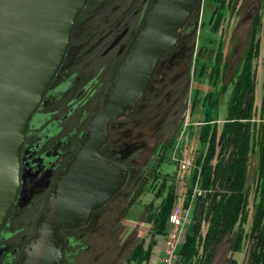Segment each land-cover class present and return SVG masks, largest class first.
I'll use <instances>...</instances> for the list:
<instances>
[{"label": "flooded vegetation", "instance_id": "af4514ba", "mask_svg": "<svg viewBox=\"0 0 264 264\" xmlns=\"http://www.w3.org/2000/svg\"><path fill=\"white\" fill-rule=\"evenodd\" d=\"M182 1L190 9L179 39L162 53L134 108L108 122L106 138L97 147L106 164L123 168L125 181L85 221L56 231L58 264H122L135 245L136 227L127 230L128 215L138 210L143 188L171 162L172 145L193 111L192 81L206 49L199 34L202 14L205 5L214 9L220 4ZM154 2L87 0L78 13L62 62L28 123L19 192L0 227V264L19 263L61 174L76 160L114 70ZM222 6L229 11L232 0ZM110 245L117 250L110 253Z\"/></svg>", "mask_w": 264, "mask_h": 264}, {"label": "water", "instance_id": "95a60500", "mask_svg": "<svg viewBox=\"0 0 264 264\" xmlns=\"http://www.w3.org/2000/svg\"><path fill=\"white\" fill-rule=\"evenodd\" d=\"M86 1L0 0V227L19 192L29 120L62 62ZM189 9L182 0H155L147 11L111 76L102 105L84 135L87 142H82L76 160L61 174L18 264H58L56 231L85 221L122 187L123 168L106 164L97 147L106 138L108 122L133 109L143 96L162 53L179 39Z\"/></svg>", "mask_w": 264, "mask_h": 264}, {"label": "trees", "instance_id": "16d2710c", "mask_svg": "<svg viewBox=\"0 0 264 264\" xmlns=\"http://www.w3.org/2000/svg\"><path fill=\"white\" fill-rule=\"evenodd\" d=\"M219 1L213 13L217 14L218 22L228 12L222 6L224 0ZM219 26L220 23L214 22L212 29L217 30ZM252 38L254 36L250 41ZM221 50V47L216 48L215 65L210 76L212 88L202 100L204 110L198 130L200 149H197L196 167L191 172L184 200L185 206L192 205L191 221L178 246L176 264H210L215 251L225 240L229 243V250L238 253L248 238L245 264H264V80L260 104L256 108L255 70L246 60L242 69L240 67L237 75L229 81L231 91L227 114L221 129H218L212 112L220 92L228 85L224 81L226 74L221 75V68L219 70ZM254 148H257V166L250 192L245 181L248 157ZM170 180L169 183L163 181L161 190L155 194L161 199L158 206L154 208L152 202L144 206L143 213L153 234L163 233L168 224V215L176 198L174 179ZM196 181L201 193L189 202ZM153 188V185L149 186L148 191ZM143 190L146 192L145 188ZM249 215L251 223L247 232L244 225ZM148 254L149 248L145 249L143 241L139 240L126 259H147ZM229 264L236 262L231 259Z\"/></svg>", "mask_w": 264, "mask_h": 264}, {"label": "rangeland", "instance_id": "374dc122", "mask_svg": "<svg viewBox=\"0 0 264 264\" xmlns=\"http://www.w3.org/2000/svg\"><path fill=\"white\" fill-rule=\"evenodd\" d=\"M255 6H257V9L254 12ZM205 7L206 8L202 14V25L199 27V34L200 38H202L205 42L206 49L204 54H202L203 57L199 61V65H201L196 70V74L192 81L193 88L191 101L193 104V111L191 115L193 114V116H200L203 114L204 108L202 105V100L205 94L212 88V85H210L211 70L215 65L216 48L221 47V54L218 58V60H220L219 70L221 68V75L226 74L224 81L228 85L222 92H220L218 102L214 108V111L212 112V117L214 120H216L218 129H221L222 123L227 114V102L230 97L231 85L229 84V81L234 75H237L240 67L242 69V66L246 60H249L251 68L255 70L256 79L254 102L256 108L259 107L262 93V83L264 80V0H232V9H230L227 13H224L225 17L219 19V22L216 20L217 14L213 15L214 9L212 7H207L206 5ZM214 22L220 23V26L217 30H213L214 28L212 27V24ZM253 36V41H250L251 37ZM255 40H257V43H255ZM231 65H233V67L229 70L228 68ZM218 87L219 84L217 85V88ZM193 119H195V117H193ZM199 126L196 127L197 136L198 130L200 128ZM192 129L193 126L188 127L186 129L185 136L191 132L193 133L194 130ZM194 145L196 149H200L199 142H195ZM165 168L166 171L171 172V163L165 165L163 169ZM175 168L176 166L174 164V170ZM192 170L193 168H189L183 177V183L185 184L184 192L188 191L189 179ZM172 177L173 176L159 174L152 181V185L154 187L153 190L148 191V187L151 185L147 184L144 187L146 192L141 195L138 203L152 202L154 204H158L160 199L155 196V194H157L156 192L161 190V184L163 181L167 180L170 182ZM182 206H185V204L183 203ZM140 214L141 219L146 217L145 213ZM189 218H191V215H189ZM137 220L126 221L127 230L131 227H136ZM249 226V222H247L244 226L247 232H249ZM139 228L140 231L138 234L142 235L143 231L145 230L144 228L146 227L143 226L141 228L140 226ZM202 230H205V225H203ZM136 238L137 239H134V243L139 240V237ZM248 245L249 238L244 241L242 250L238 253H234L233 251L229 250V243L227 240H225L223 244L215 251L213 260L216 258L215 264H229V260L231 259L234 260L236 264H245ZM111 247L112 246L110 245V248ZM112 250L113 251L110 253L115 252L117 247H112ZM122 264L128 263L122 262Z\"/></svg>", "mask_w": 264, "mask_h": 264}, {"label": "crops", "instance_id": "0c3cea01", "mask_svg": "<svg viewBox=\"0 0 264 264\" xmlns=\"http://www.w3.org/2000/svg\"><path fill=\"white\" fill-rule=\"evenodd\" d=\"M193 117H195V119H193ZM202 117H203V114L200 115V116L199 115L198 116H196V115L193 116V114H192L190 116V118H189L190 126H193L192 130H194V131H193V133L191 132L190 134H188L186 136V138H185L186 142H188V141L198 142L197 141L198 136H197V131H196L197 128L196 127H198L201 124ZM170 163H171V167H172L171 172L166 171V168H165L163 173L165 175H168V176H173L172 179H174V184H175V189L174 190H175L176 198H175V200L173 202V205H183L185 197H186L185 196L186 194L181 193V190H184L183 187H185V184L180 181V177L177 174L175 175L174 162L171 161ZM256 166H257V148H254L250 152L249 157H248L247 171H246V181H245L246 186L248 188H250V192L252 191V188H253V185H254V181H255ZM189 173H188V175H189ZM166 182L169 183L168 181H166ZM170 182H171V180H170ZM250 198H251V196H250ZM159 199H160V197H159ZM250 202H251V200H250ZM147 203H149V202H147ZM147 203L146 202L138 203L137 204L138 210L135 211V212H130L128 218L133 220V221L134 220L136 221L138 219L137 222H136V224H137L136 228L137 229H136V232H135V236L139 237V240L143 241L145 249L149 248V254H148L147 259H142V260L138 259V260H132V261H128L127 259H125L123 262H127L128 264H161V259H162L163 255H164V234L167 231V229L169 228V225L166 223V226L164 228V232L163 233H161V234H153L152 233V229H151V224L148 221H146L145 218L141 219V214H140V213H143L144 206ZM158 204H156V203L154 204L153 203L152 205L155 208L156 206H158ZM191 208H192V205L190 206L189 215H191ZM190 221H191V218H189V221L184 225L180 241H182L184 239V236H185V234L187 232V228L189 226ZM247 222H249V225H250V223H251V215H249V218H248ZM140 226H141V228L143 226L146 227V228H144L145 230L143 231L142 235L138 234V232L140 231V228H139ZM136 237H135V239H137Z\"/></svg>", "mask_w": 264, "mask_h": 264}, {"label": "built area", "instance_id": "2783aa9c", "mask_svg": "<svg viewBox=\"0 0 264 264\" xmlns=\"http://www.w3.org/2000/svg\"><path fill=\"white\" fill-rule=\"evenodd\" d=\"M190 127L189 118H185L176 141L173 143L170 151V159L174 162L176 168L175 172L180 177V181L183 183V177L189 168H195V158L197 150L193 141H185L186 129ZM184 189V187H183ZM181 193L186 194L184 190ZM198 189V182L194 184V188L190 195V201L193 200L196 194H200ZM186 196V195H185ZM190 206L173 205L168 215V225L164 235V255L161 259V264H176L178 255L177 249L180 245V238L183 232L184 225L189 221Z\"/></svg>", "mask_w": 264, "mask_h": 264}]
</instances>
